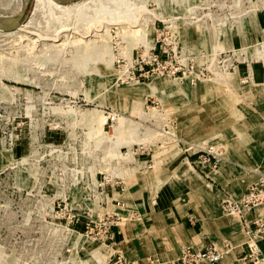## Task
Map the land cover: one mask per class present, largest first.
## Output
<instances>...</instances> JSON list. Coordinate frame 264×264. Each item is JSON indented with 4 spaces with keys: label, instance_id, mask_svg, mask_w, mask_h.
Listing matches in <instances>:
<instances>
[{
    "label": "rangeland",
    "instance_id": "obj_1",
    "mask_svg": "<svg viewBox=\"0 0 264 264\" xmlns=\"http://www.w3.org/2000/svg\"><path fill=\"white\" fill-rule=\"evenodd\" d=\"M179 161L264 205V0H0V264H179L123 251L125 187Z\"/></svg>",
    "mask_w": 264,
    "mask_h": 264
},
{
    "label": "crops",
    "instance_id": "obj_2",
    "mask_svg": "<svg viewBox=\"0 0 264 264\" xmlns=\"http://www.w3.org/2000/svg\"><path fill=\"white\" fill-rule=\"evenodd\" d=\"M239 143L242 147L238 154L244 155L247 152L245 143ZM252 152L257 155L255 149ZM164 159V156L156 158L155 155V164ZM177 164L172 168L149 170L144 176L146 180L140 178L125 187L126 206L137 208L140 213V219L131 223V231L124 233L126 257L133 259L134 256L144 263L143 259L148 256L174 257L185 246L201 250L214 245L223 256L218 264H247L244 256L249 250L243 221L251 223L253 219L264 216V205L242 216L225 214L222 210L225 200L238 198L245 192L246 187L241 181L244 172L226 167L224 161L216 171L198 172L187 163L179 161ZM152 177L155 179H150ZM230 177H235V180H230ZM163 182L165 187L158 192V202L152 207L148 204L149 188L157 184L163 187ZM144 189H147V194L143 193ZM255 244L261 259L259 264H264V240L255 241Z\"/></svg>",
    "mask_w": 264,
    "mask_h": 264
},
{
    "label": "built area",
    "instance_id": "obj_3",
    "mask_svg": "<svg viewBox=\"0 0 264 264\" xmlns=\"http://www.w3.org/2000/svg\"><path fill=\"white\" fill-rule=\"evenodd\" d=\"M254 192L255 189L253 188L250 194L244 200H242V203H244L243 208L249 209L256 204L258 200ZM255 250H257V248L250 249V252H248L246 255L252 259L258 258V254ZM222 258V254L214 245H208L199 251L193 250L190 247H184L179 253V264H199L200 261H206L210 264H218ZM244 259H246V257H244Z\"/></svg>",
    "mask_w": 264,
    "mask_h": 264
},
{
    "label": "bare ground",
    "instance_id": "obj_4",
    "mask_svg": "<svg viewBox=\"0 0 264 264\" xmlns=\"http://www.w3.org/2000/svg\"><path fill=\"white\" fill-rule=\"evenodd\" d=\"M6 15V14H5ZM3 21V20H2ZM19 24V21H15L14 27H16Z\"/></svg>",
    "mask_w": 264,
    "mask_h": 264
}]
</instances>
